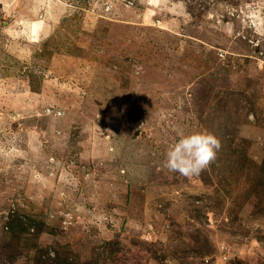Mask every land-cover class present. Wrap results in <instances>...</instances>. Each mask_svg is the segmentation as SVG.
<instances>
[{"label":"rangeland","instance_id":"374dc122","mask_svg":"<svg viewBox=\"0 0 264 264\" xmlns=\"http://www.w3.org/2000/svg\"><path fill=\"white\" fill-rule=\"evenodd\" d=\"M65 260L264 264V0H0V264Z\"/></svg>","mask_w":264,"mask_h":264},{"label":"clouds","instance_id":"9594fccd","mask_svg":"<svg viewBox=\"0 0 264 264\" xmlns=\"http://www.w3.org/2000/svg\"><path fill=\"white\" fill-rule=\"evenodd\" d=\"M220 147V140L211 132L179 131L166 151L164 167L186 177L199 175L215 160Z\"/></svg>","mask_w":264,"mask_h":264},{"label":"trees","instance_id":"16d2710c","mask_svg":"<svg viewBox=\"0 0 264 264\" xmlns=\"http://www.w3.org/2000/svg\"><path fill=\"white\" fill-rule=\"evenodd\" d=\"M41 229V228H40ZM40 230L38 229L37 232H39ZM61 264H91V263H86V262H79L77 260L71 261V262H66V260L61 263ZM96 264V263H95Z\"/></svg>","mask_w":264,"mask_h":264}]
</instances>
